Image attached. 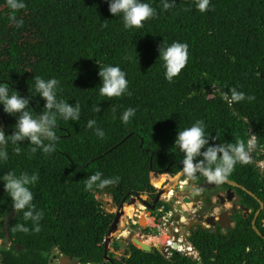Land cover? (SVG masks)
<instances>
[{
	"label": "trees",
	"instance_id": "16d2710c",
	"mask_svg": "<svg viewBox=\"0 0 264 264\" xmlns=\"http://www.w3.org/2000/svg\"><path fill=\"white\" fill-rule=\"evenodd\" d=\"M262 161L264 0H0V264H104L97 194L154 199L192 166L264 200ZM192 243L116 262L264 264L250 228Z\"/></svg>",
	"mask_w": 264,
	"mask_h": 264
},
{
	"label": "flooded vegetation",
	"instance_id": "af4514ba",
	"mask_svg": "<svg viewBox=\"0 0 264 264\" xmlns=\"http://www.w3.org/2000/svg\"><path fill=\"white\" fill-rule=\"evenodd\" d=\"M187 167L192 169L185 171L184 176L178 179L176 187L166 191L167 186L172 185L174 178ZM187 167L177 175L166 176L162 181L161 190L154 199L138 196L134 197L136 199L135 203H132L133 198H131L129 201L125 200L119 206L107 207L115 214V218L117 214H120V221L125 217V213L127 215V218L124 219L126 223L122 231L129 232L130 237L123 236V232H121L120 239L131 241L134 234L137 233L140 235L141 240H153V243L150 244L152 251H161V249L166 251L163 254L165 258H171L175 253H179L194 261L201 260L200 253L199 258L196 259L188 253L185 255L178 249L182 246L186 251H189L188 247L193 245L197 250L192 243V237L200 235L201 231L228 235L229 232L236 229L248 230L250 228L264 239L262 232L264 230V200L245 186L231 180H225L211 172H204L207 177L192 179L189 177V173L196 170V168ZM199 171L201 170L199 169ZM249 197L258 202L257 208L249 206V204H253L251 200L248 201ZM136 203H138L140 209H137L138 213L135 214L136 206H133V204ZM161 203L166 205H160ZM161 206H164L165 211L162 215H159L157 211ZM169 212H172V217L164 221L163 217ZM143 224L145 226H142ZM132 246H135V244L131 243L125 246V251L120 255V258L116 256V251H108V258L111 262H104V264H118L116 261L120 262L122 256H125L127 251H131ZM65 262L68 263V261ZM72 264L80 263L72 260Z\"/></svg>",
	"mask_w": 264,
	"mask_h": 264
},
{
	"label": "rangeland",
	"instance_id": "374dc122",
	"mask_svg": "<svg viewBox=\"0 0 264 264\" xmlns=\"http://www.w3.org/2000/svg\"><path fill=\"white\" fill-rule=\"evenodd\" d=\"M169 186V185H168ZM173 189V188H172ZM166 195H167V193H165ZM97 199L99 200V201H101V202H103V203H105L104 204V206L107 208L108 206H111V203H112V198L110 197V196H108V195H103V194H97ZM133 206H136L135 207V214L136 213H138L137 212V209H140V207H139V205H138V203H136V204H133ZM125 218H127V215H126V213H125V217H124V219ZM135 218V217H134ZM124 219H121V221H120V223H119V227H118V230L117 231H114L113 233H112V235L110 236L111 237V239L108 241V243H109V247H108V249H109V251H116V256L118 257V258H120V255H122L123 254V252L125 251L124 250V247L125 246H127V245H129V244H133V242H132V240L131 241H125L124 239H120L119 238V236H120V233L121 232H123L122 233V235L123 236H127V237H130V234H129V232H127V231H122V230H124L123 228H124V224L126 223V220H124ZM142 226H145V224H143ZM140 235H138L137 233H135L134 234V237H139ZM143 240V239H142ZM145 242H146V240H144ZM148 241H149V243L150 244H152L153 243V240L152 239H148ZM4 243L5 242H3V241H1L0 240V248L4 245ZM107 243V242H106ZM116 243H119L120 244V246H121V249H119V250H117L116 248H115V244ZM114 244V245H113ZM113 245V246H112ZM162 254H164L166 251H163L162 249H161V251H160Z\"/></svg>",
	"mask_w": 264,
	"mask_h": 264
},
{
	"label": "water",
	"instance_id": "95a60500",
	"mask_svg": "<svg viewBox=\"0 0 264 264\" xmlns=\"http://www.w3.org/2000/svg\"><path fill=\"white\" fill-rule=\"evenodd\" d=\"M188 169H192L191 167H187V168H185V170H183L182 171V173H180L176 178H174V180H173V182H172V185H169V186H167V189H166V191H169V190H171L172 188H174V187H176L177 185H178V179L180 178V177H182V176H184V174H185V171L186 170H188ZM192 182V181H191ZM191 182H189V183H191ZM161 195V194H160ZM158 199H159V197H158ZM136 202V199H132V203H135ZM157 202V201H156ZM14 218V215H12L11 217H10V219H9V223L7 224V226H6V233H9V228H10V224H11V222H12V219ZM119 223H120V214H117L116 215V218H115V220H114V222H113V224H112V227H111V229H110V232H109V235H108V237L106 238V240H105V242H107L105 245H106V257H105V262H108V261H110L111 262V260H110V258H108V247H109V243H108V241L111 239V235H112V233L114 232V231H117L118 230V225H119ZM8 238L10 239V236H9V234H8ZM132 242H133V244H135V246L136 247H138V248H140L142 251H144V252H147V253H151L152 252V247L149 245V244H147V243H144V242H142L139 238H137V237H134V239L132 240ZM72 258H69V257H61L60 259H59V264H72ZM65 261H68V263H66ZM106 264V263H105Z\"/></svg>",
	"mask_w": 264,
	"mask_h": 264
},
{
	"label": "built area",
	"instance_id": "2783aa9c",
	"mask_svg": "<svg viewBox=\"0 0 264 264\" xmlns=\"http://www.w3.org/2000/svg\"><path fill=\"white\" fill-rule=\"evenodd\" d=\"M250 144H251L252 150H251V152L247 156L249 160L252 159V152L254 151V147H255V144H256V138H253V140L250 142ZM259 164H260L261 168L264 169V161L261 162V163H259ZM164 211H165L164 210V206H161V207L158 208L157 213L159 215H162V213H164ZM171 217H172V212H169L165 217H163V220L164 221H167ZM178 250L180 252H183L185 255H186V253H188V254L192 255L193 257H196V259L199 258L198 257L199 256V252L194 248L193 245H190L188 247V250L189 251H186V249L184 247H182V246ZM181 250H184V251H181ZM58 261H59V259L57 258L55 264H58Z\"/></svg>",
	"mask_w": 264,
	"mask_h": 264
},
{
	"label": "clouds",
	"instance_id": "9594fccd",
	"mask_svg": "<svg viewBox=\"0 0 264 264\" xmlns=\"http://www.w3.org/2000/svg\"><path fill=\"white\" fill-rule=\"evenodd\" d=\"M263 162V161H262ZM261 163V162H260ZM260 167V169L263 171L264 169L261 168L260 164L258 165ZM61 257H63V255H60L59 253H57L56 256H54L53 260H52V264H55L56 263V259H60ZM58 264H59V261H58Z\"/></svg>",
	"mask_w": 264,
	"mask_h": 264
},
{
	"label": "bare ground",
	"instance_id": "6f19581e",
	"mask_svg": "<svg viewBox=\"0 0 264 264\" xmlns=\"http://www.w3.org/2000/svg\"><path fill=\"white\" fill-rule=\"evenodd\" d=\"M123 219H124V217H123ZM146 221V220H145ZM148 222V221H147ZM145 223V222H144ZM146 224V223H145ZM127 238H129V237H127ZM137 238H139V237H137ZM134 239V238H133ZM132 239V240H133ZM140 239V238H139ZM141 240V239H140ZM142 242H144V243H147V244H149L150 245V243H149V241L148 240H146V242L144 241V240H141ZM129 242V241H128Z\"/></svg>",
	"mask_w": 264,
	"mask_h": 264
}]
</instances>
